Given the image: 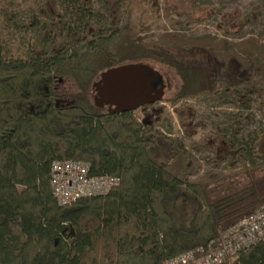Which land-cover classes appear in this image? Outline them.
I'll use <instances>...</instances> for the list:
<instances>
[{"label": "trees", "instance_id": "16d2710c", "mask_svg": "<svg viewBox=\"0 0 264 264\" xmlns=\"http://www.w3.org/2000/svg\"><path fill=\"white\" fill-rule=\"evenodd\" d=\"M159 5L0 0V264H163L264 207V28L242 31L264 1L243 18L223 15L221 37L170 29L151 39ZM16 34L27 40L19 55L9 46ZM131 63L176 79L166 101L181 136L160 101L125 113L95 106L98 75ZM189 100L235 109L208 131L219 150L192 139L203 124ZM204 150L209 170L198 174L194 154ZM55 160L83 162L116 184L60 205ZM219 264H264V240Z\"/></svg>", "mask_w": 264, "mask_h": 264}, {"label": "rangeland", "instance_id": "374dc122", "mask_svg": "<svg viewBox=\"0 0 264 264\" xmlns=\"http://www.w3.org/2000/svg\"><path fill=\"white\" fill-rule=\"evenodd\" d=\"M263 1L264 0H159L161 15L152 25L150 20L149 29L146 34L147 37L153 39L165 31L176 29L187 36L209 34L221 37L222 32L217 28V25L220 23L223 15L228 17L233 16L236 13L240 18H243L244 15L253 12V10ZM263 28L264 6H261L259 9V16L255 18L254 23L252 25L247 24L243 26L242 31L245 32V35L251 36L259 34ZM232 30L230 31L233 32ZM235 30L236 29H234V31ZM4 33L7 32L3 31V34ZM17 35L19 34H16V36L9 41V46L14 55L22 53L25 49V42L27 41L24 39L25 41L22 43V41H19L20 38L17 37ZM27 36L29 35L27 34L26 38ZM4 38L7 39L5 35ZM148 65L156 71V75L165 86L163 96L159 100L160 103L158 105L163 107L165 117L171 122V133L174 136H181L182 130L179 120L176 118L171 106L166 101V98H168L174 90L176 79L167 68L158 64ZM260 79L264 82V76ZM186 104L193 112L194 121H200L203 124V127L196 128L194 138L192 139L196 140L202 138L203 145H213L215 149L217 148V150H219L220 145H218L217 138L208 134V131L213 125L223 123V119H225L224 115L235 111L233 106L212 105L200 100H189ZM181 109L182 112L186 111L185 107ZM256 119L262 120V114L260 112L256 113ZM186 142L188 144L191 143L189 140ZM209 152L210 151L208 150H204L194 154L193 161L200 166L198 174H202L209 170L207 161L203 159L204 154ZM208 155H211V153Z\"/></svg>", "mask_w": 264, "mask_h": 264}, {"label": "built area", "instance_id": "2783aa9c", "mask_svg": "<svg viewBox=\"0 0 264 264\" xmlns=\"http://www.w3.org/2000/svg\"><path fill=\"white\" fill-rule=\"evenodd\" d=\"M52 193L60 205H67L82 196L104 194L116 179L110 176L88 174L85 163L71 160H55L50 165ZM264 240V207L261 206L224 228L218 239L196 253L187 252L167 259L163 264H219L232 261L236 254Z\"/></svg>", "mask_w": 264, "mask_h": 264}, {"label": "water", "instance_id": "95a60500", "mask_svg": "<svg viewBox=\"0 0 264 264\" xmlns=\"http://www.w3.org/2000/svg\"><path fill=\"white\" fill-rule=\"evenodd\" d=\"M156 71L144 63L123 64L102 71L92 83L93 102L112 113L134 111L159 101L162 88L151 90Z\"/></svg>", "mask_w": 264, "mask_h": 264}, {"label": "flooded vegetation", "instance_id": "af4514ba", "mask_svg": "<svg viewBox=\"0 0 264 264\" xmlns=\"http://www.w3.org/2000/svg\"><path fill=\"white\" fill-rule=\"evenodd\" d=\"M153 77H155V80H153V82L151 83V90H158L160 88H162L163 93H164V85L162 84V82L160 81L159 77L157 75H153Z\"/></svg>", "mask_w": 264, "mask_h": 264}, {"label": "bare ground", "instance_id": "6f19581e", "mask_svg": "<svg viewBox=\"0 0 264 264\" xmlns=\"http://www.w3.org/2000/svg\"><path fill=\"white\" fill-rule=\"evenodd\" d=\"M178 256V255H177ZM175 257V256H174Z\"/></svg>", "mask_w": 264, "mask_h": 264}]
</instances>
